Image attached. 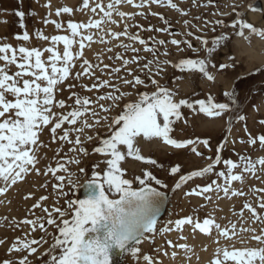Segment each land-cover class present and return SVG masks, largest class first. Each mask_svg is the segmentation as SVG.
<instances>
[{
	"label": "snow or ice",
	"instance_id": "obj_1",
	"mask_svg": "<svg viewBox=\"0 0 264 264\" xmlns=\"http://www.w3.org/2000/svg\"><path fill=\"white\" fill-rule=\"evenodd\" d=\"M195 2L196 0H193L194 4ZM122 4L132 5L137 9H144L145 7L150 9L152 5H159L176 10L181 15H188L174 0H139V3H136L135 0H112L106 6L102 2L92 6L90 0H82V5L76 9L77 11L88 10L91 13H96L99 9L103 13V17L96 20L89 19L86 23H77L70 19L66 28L56 20H45V23H52L57 30L64 28L69 34L49 37L42 32H37L36 37L38 39L50 40L51 42V46L43 50L24 45L14 47L9 43H0V62H3L0 64V181L5 185L0 187V194L5 193L9 186L15 185L29 172L41 174L37 167L41 159L38 150L40 147H47V145L39 142V135L49 125H51L50 132L53 142L71 144L73 147L70 151L85 157L90 153L82 146L84 140L92 141L95 138L98 141V146H95L92 152L103 157L101 163L106 166L104 169H100L99 163L93 165L90 179L83 184H80L77 173L70 171L69 167L66 166L71 164L79 166L81 159L76 156L66 158V163L57 162L55 168L48 167L43 173L44 175L51 173L55 177L59 183L53 187L65 197L69 195V192L64 191L66 186L69 191L83 189V198L66 199L65 208L54 207L49 210L43 207L42 211L46 217H37L35 220L25 219L21 222L30 225L32 232L39 230L47 234L46 224L56 229L58 234H53V243L40 254L41 259L47 257L44 264H113V257L125 253H130L139 261L142 249L138 245H141L145 240L154 238L157 234L161 205L167 200L166 194L157 187H153L152 184L154 182L161 188H166L167 185L147 168L142 171L141 175H137L133 179L125 178L126 169L122 167V162L131 158L145 165L163 167L155 159L141 154L138 138L144 140L159 139L174 149L190 148L193 154L202 157L204 153L198 150L197 145H202L210 150L209 140L172 138L170 134L173 131L174 121L181 119L183 107L203 114L209 119L221 117L230 111L229 103L217 102L212 95H208L206 99L197 100L195 104L186 99H179L178 101L174 99L176 96L174 91L166 86H161L157 79L152 78L153 68L155 75L159 76L165 70L163 66L171 62L167 59L160 60L157 48L150 45L148 40L141 38L139 34L129 33L130 27L137 26L134 24L125 23L124 31L110 33L113 38L119 39L121 36H125L131 42L122 43L119 46L124 49L125 53L131 51L134 55L128 59L122 53H116L115 58L121 61V66L111 68L110 73V75H115L116 79L121 80L122 84L126 85L129 90H122L110 79L97 77L94 66L84 58L86 42H89L88 46L90 47V42L93 41V35L85 33L93 28L100 29L101 24L105 22L104 18L113 24L117 23L116 20L112 19L114 12L122 20L125 18L134 19L136 14L145 15L143 11L139 13L120 11L118 6ZM46 7L50 8V3ZM249 7L253 11L257 10L252 6ZM73 11V8L65 6L57 8L55 15L60 17L61 14H72ZM15 14L23 21L25 16L23 11H17ZM151 14L160 15L154 12ZM160 19L164 25H169V21L163 15H160ZM217 23L220 24L222 21H217ZM184 24L187 27L190 22L185 20ZM20 26L21 28L25 27L23 22ZM230 26L233 29H238L237 35L244 36L245 30H248L251 34L264 38V29L256 27L250 22L237 20ZM143 30L169 32L168 27L153 28L151 25ZM169 34L175 35V33L170 32ZM193 35L194 33L191 31L185 33L187 37ZM244 38L248 39L249 37L245 36ZM16 39L28 42L30 35L24 31ZM151 39L154 38L150 37L149 40ZM195 39L204 46L206 52L212 53L221 47L222 42L229 40V37L221 35L215 38L212 41L213 47H208L209 41L200 36H196ZM136 42L143 46V51L151 53L153 59L140 64L142 59L139 55L140 49L133 47ZM166 43L168 41L164 39L155 40V45L158 46H163ZM170 43L177 46L178 51L182 50L180 48L182 44L188 49L193 48L191 40L188 39L173 38ZM59 44L63 45L62 53L56 47ZM75 45H78L79 50L74 52ZM44 53H48L46 59L43 58ZM164 55L167 56L169 53L165 51ZM77 59L82 60L80 65L82 71L75 72L73 75ZM97 59L100 58L97 57ZM132 64L137 65L140 72L147 70L149 74L147 81L141 78L135 69L129 67ZM10 66H15L17 71L10 73ZM172 66L181 72L197 71L208 81L215 80V76L211 74L209 67L214 68L216 65H210L207 59L185 58ZM232 66H234V60L232 64L223 63L219 65L225 71ZM95 67L98 68L99 65ZM109 67L110 65H104L100 71L103 73ZM122 70L126 75H120ZM70 77L78 81L82 77L93 79L91 85L82 84L81 87L89 92L95 90L97 93L102 92V94H97L93 99L87 96L81 97L72 92L69 96V99L74 101L72 110L66 113L56 112L54 111L55 108L65 109L67 106L65 100H57L56 96L63 91L60 86ZM181 78L177 77L176 79ZM148 82L155 87V91L150 93L140 90L141 86L146 88ZM74 87L75 85H68L69 89ZM224 95L230 96L233 93L225 92ZM127 97L135 98L126 100ZM92 105H98L100 112L91 107ZM89 118L92 119V123L88 122ZM238 119L244 121L246 118L239 116ZM78 122L79 127H71L77 125ZM65 123L70 127L63 128ZM260 123L264 124V120H261ZM98 128H105L108 135L100 136L97 133L96 137L88 135L84 137V140L81 139L86 129L96 130ZM58 130L62 134H58ZM228 131L231 132V127L228 128ZM73 132L76 133L74 140L70 139ZM245 132H247L246 127ZM227 142V138H225V143L217 147L215 158L208 157L211 162L205 167L190 171L185 175L181 174L180 165L172 166L170 175L180 174L179 180L172 190L181 189L182 186L196 178H205L214 173L216 178L212 179L210 183L204 186L197 185L185 195L204 196L206 200H211L210 196L205 195L211 192L217 194L222 192L225 197L244 195L242 191L233 190L231 185L233 182L242 184L245 180L244 173L255 174L257 165L264 170V157L253 160L248 155H239L238 162L231 158L222 160L221 153ZM240 142L244 143L243 140ZM247 143L252 146L258 143L260 148L264 149V134L253 137L249 133ZM221 164L225 170H217V166ZM85 171L84 167H78L79 173L83 174ZM61 172L66 175H58ZM134 182H138L140 187H133ZM253 191L264 192V189H254ZM46 199L47 197H40L41 201ZM33 207H41V205L38 202ZM243 209L249 211L254 219L264 223V215L260 214V212H264V196L259 201L260 212L251 203H245ZM243 209L240 212L241 216ZM185 225H194V229H198L200 233L206 235H211L215 229L219 236L230 238L229 229L222 228L215 217H205L202 222L199 219L194 221L191 216L179 218L174 222L170 220L167 222V226L160 228L159 231L171 232L174 229L179 231ZM242 231L255 233L254 229H242ZM231 235H235V225H232ZM181 239L186 238L181 236ZM251 239L257 241L261 246L234 248L233 250L218 248L216 258L210 264H226V262H232V264H264V230H262L261 235L253 234ZM5 243L4 239H0V245ZM42 243H47L43 236L39 239L17 237L15 242L7 248V253L9 255L21 254L20 258L17 261L10 258L4 259L0 264H30L29 256L36 255L38 253L36 246ZM168 244L172 246V241H168ZM176 247L184 249L185 252L191 251L185 244H179ZM164 255H167V252ZM176 255L177 253L173 252L172 258L174 259ZM142 259L145 264H162L161 261L149 254H142Z\"/></svg>",
	"mask_w": 264,
	"mask_h": 264
},
{
	"label": "rangeland",
	"instance_id": "obj_2",
	"mask_svg": "<svg viewBox=\"0 0 264 264\" xmlns=\"http://www.w3.org/2000/svg\"><path fill=\"white\" fill-rule=\"evenodd\" d=\"M102 2L105 6L111 3L112 0H90V4L95 6L96 3ZM139 3V0H135ZM178 3L188 15H181L176 10L167 8L165 6L152 5L149 9H137L132 5L122 4L118 8L125 13H139L144 12V16L136 14L134 19H121L116 13H113V20L117 23L113 24L104 18L105 22L101 24L100 29H91L88 33L93 35V41L86 42L84 49V58H86L95 69V75L101 79H110L117 87L122 90L128 91L126 85L122 84V81L115 78V75H110L111 68L120 67L121 61L115 58L116 53H122L125 58L131 59L134 55L131 51L124 52L120 44L131 43L127 37L121 36L119 39L113 38L111 32L124 31L125 23L134 24L137 26L130 27V34H139L141 38L148 40V43L157 48L160 60H169L171 63L164 65V72L162 75H155V69L153 68L152 78L157 79L161 86L168 87L171 91L176 93L174 99H186L190 103L195 104L197 100L206 99L208 95H212L217 102L229 103L230 111L221 117L215 119H209L203 114L193 112L187 107L182 108V117L178 121H174L172 128L173 131L170 134L172 138L178 140L185 139H208L210 142V150L204 148L202 145H197L198 150L204 153L202 157L196 156L189 149H174L173 147L165 144L162 140H144L139 139L138 146L141 149V154L146 157L155 159L159 165H163L162 168L151 165H145L142 162L134 161L128 158L126 162H122V167L126 169V177L133 179L137 175H141L144 169L150 170L158 179L167 185L166 188H161L158 185L152 184L153 187H157L160 191L169 193L172 195V204L170 210L165 217L157 225V234L154 238L145 240L141 245H138L142 249V254H149L155 257L162 264H210V262L216 258L217 249L233 250L246 248V247H259V243L251 239L253 234L261 235L264 230V223L260 220L253 218L252 214L243 209L245 203H251L259 210V201L264 192L253 191L254 189H264V170L257 165V171L255 174L244 173L245 180L241 184L240 182H233L231 185L235 191H242L244 195L225 197L221 192L207 193L211 197V200L204 199V196L198 195H185L186 192L191 191L197 185L204 186L215 179V174H211L205 178H196L190 181L187 185L182 186L181 189L173 191L175 183L179 180V175H170V168L175 165H180L181 174H188L190 171L198 170L207 166L211 161L208 157L215 158L217 154V147L225 143L227 138V144L223 148L221 158H231L238 162L239 155H248L251 159L257 160L260 157H264V149H261L259 144L249 145L247 143L248 134L251 133L253 137L264 134V124L260 121L264 120V38L251 34L248 30H245L244 36L237 35L238 29H233L230 25L237 20H244L252 23L254 26L264 29V0H196L195 4L193 0H174ZM257 2H262L263 11H253L249 6H254ZM50 3L51 7H46ZM82 5V0H0V43H9L14 47L24 45L26 47H36L43 50L46 47L51 46V42L36 37L37 32H42L44 35L51 37L52 35H67L64 28H66L67 22L71 19L73 22L86 23L89 19H101L103 13L97 9L96 13H91L88 10L77 11ZM73 8L72 14H61L60 17L55 15L56 9L61 7ZM235 9V10H234ZM17 11H23L25 16L23 21L15 13ZM158 13L163 15L168 21L169 25H164L160 19V15H152L151 13ZM51 13V15H49ZM239 13V15H237ZM198 17V19H197ZM45 20H56L64 25V28L57 30L52 23H45ZM190 22L189 26H185L184 21ZM217 21H222L218 24ZM21 22L25 25L21 28ZM151 25L153 28L168 27L169 32H155L145 31ZM24 31H27L30 35V40L24 42L16 39L17 36H21ZM191 31L194 33L192 37L185 36V33ZM221 35L229 37V40L222 42L221 47L216 51L208 53L205 51L204 46L195 39L196 36H200L203 39L209 41L208 47H213L212 41ZM249 37L245 39L244 37ZM154 38L149 40V38ZM191 40L193 44L192 49H188L185 45H181L182 50H177V46L170 43L171 39ZM156 39H164L168 41L163 46L155 45ZM62 53L63 45L56 46ZM133 47L140 49L139 55L142 58L140 64L146 63L147 60L153 59L152 54L143 51V46L138 42L133 44ZM112 49V51H109ZM78 45L74 46L73 51H78ZM167 51L169 55L165 56ZM48 53H44L43 58L46 59ZM99 57L100 59H97ZM111 57V59H109ZM191 58V59H207L211 64H215L216 67H209L211 74L215 76L214 81H208L201 73L197 71H185L181 72L179 69L174 68L172 65L178 63L179 60ZM231 58V59H230ZM234 60V66L229 67L226 71L222 70L219 65L223 63L232 64ZM3 62H0L2 64ZM82 60L77 59L75 67L73 69V75L75 72H81L80 65ZM99 65V67H95ZM104 65H110L102 73L100 68ZM130 68L135 69L137 74L141 75V78L148 80V72H140L137 65H129ZM17 71L15 66H10V73ZM121 76L126 75L122 70ZM182 77L181 79H176ZM129 79L131 77H128ZM93 79L82 77L81 80H75L71 77L60 87L63 89L57 94L56 99H63L66 101V108H55L56 112L66 113L71 111L74 107V101L69 99L72 92L80 95L81 97L87 96L95 98L97 93L95 90L89 92L81 85H91ZM75 85L74 88L69 89L68 85ZM112 90V89H109ZM141 91L152 92L155 91V87L148 82L147 87L141 86ZM225 92H231L233 95L225 96ZM11 98V97H10ZM135 97H127L126 100L134 99ZM233 101H235L233 103ZM97 112H100L98 105H92ZM198 107V106H197ZM103 115V113H101ZM239 116H244L246 119L241 121ZM231 121V124H229ZM89 123H92V119L89 118ZM79 122L75 126L79 127ZM70 126L65 123L63 128H69ZM231 127V132L228 128ZM245 127L247 132H245ZM51 125L45 127L43 132L39 135V142L47 147H40L38 154L41 157L37 167L40 169L41 174L35 172H29L23 179L19 180L15 185L8 187L7 191L0 194V239H4L6 243L0 245V262L4 259H12L17 261L21 254L13 253L9 255L7 248L11 246L17 237L22 239H39L41 236L47 240V243H42L36 246L38 253L33 256H29L30 264H44V260L47 257L40 258L42 254L52 243L53 234H58L56 229L52 226L45 225L47 228V234L40 232L39 230L32 232L31 226L21 223L25 219L35 220L37 217H46V214L42 211L43 207L52 210L54 207L65 208L66 199H81L80 191H69L66 186L65 192H69L67 197L60 194V191L53 186L59 182L55 177L49 173L44 175L43 173L48 167L55 168L57 162L66 163V158L76 156L81 159L79 166L71 164L66 165L70 171L77 173L80 184L85 183L90 179V173L92 166L99 163L100 169H104L106 166L101 163L104 159L99 154L92 152L95 146H98V141L94 138L92 141L84 140V137L92 135L96 137L97 133L100 136H107V130L105 128H98L96 130L86 129L81 139L84 140L83 147L89 151L87 157L82 154L70 151L73 145L63 142H53L50 132ZM58 134H62L58 130ZM76 133H71L70 139L74 140ZM243 140L244 143L240 141ZM235 141V143H233ZM78 167H84L85 173L78 172ZM99 170V169H98ZM217 170H225L223 164L217 166ZM58 175H66L65 173H58ZM222 182V181H221ZM2 181H0V187H4ZM133 187H140L138 182H134ZM40 197H47L46 200L41 201ZM40 203L41 207H33L37 203ZM243 209V215H240ZM264 215V212H260ZM54 215H56L54 213ZM193 217V220L199 219L202 222L205 217H215L216 221L221 224L222 228L226 227L230 231V238L219 236L218 233L213 230L211 235L202 234L198 229H194V225L182 226V229L171 232H160L159 229L167 226L168 221H175L179 218ZM19 224V227H17ZM232 225H235V235H231ZM174 228V226H173ZM242 229H254L255 233L249 231H242ZM181 236L186 239H181ZM154 239V242L152 240ZM168 241H172V246L168 244ZM185 244L191 251L185 252L184 249L176 247V245ZM159 249V251H157ZM167 252V255L164 253ZM176 252L177 255L173 259L172 253ZM139 261L136 257L129 254L124 264H145L142 259ZM222 258V256H221ZM226 264H232V262H226Z\"/></svg>",
	"mask_w": 264,
	"mask_h": 264
},
{
	"label": "water",
	"instance_id": "obj_3",
	"mask_svg": "<svg viewBox=\"0 0 264 264\" xmlns=\"http://www.w3.org/2000/svg\"><path fill=\"white\" fill-rule=\"evenodd\" d=\"M255 9H257V11H263V4L262 2H257V4L254 6ZM165 193V192H164ZM166 196H167V200L164 201L161 205V209H160V220H159V223L165 219V217L167 216L169 210H170V207H171V204H172V195L169 194V193H165ZM80 197H83V189L81 190L80 192ZM158 223V224H159ZM157 224V225H158ZM130 253H125L121 256H116V257H113V261L115 262V259L118 258L120 261H121V264H124L125 263V260L127 258V256L129 255Z\"/></svg>",
	"mask_w": 264,
	"mask_h": 264
},
{
	"label": "bare ground",
	"instance_id": "obj_4",
	"mask_svg": "<svg viewBox=\"0 0 264 264\" xmlns=\"http://www.w3.org/2000/svg\"><path fill=\"white\" fill-rule=\"evenodd\" d=\"M81 190H82V188H81ZM81 198H83V197H81ZM113 264H121V261L118 258H116L115 259V262L113 261Z\"/></svg>",
	"mask_w": 264,
	"mask_h": 264
}]
</instances>
